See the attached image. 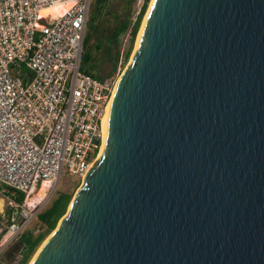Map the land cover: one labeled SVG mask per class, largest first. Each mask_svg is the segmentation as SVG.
Here are the masks:
<instances>
[{"label": "water", "instance_id": "1", "mask_svg": "<svg viewBox=\"0 0 264 264\" xmlns=\"http://www.w3.org/2000/svg\"><path fill=\"white\" fill-rule=\"evenodd\" d=\"M69 206L35 264H264V0H154Z\"/></svg>", "mask_w": 264, "mask_h": 264}, {"label": "built area", "instance_id": "2", "mask_svg": "<svg viewBox=\"0 0 264 264\" xmlns=\"http://www.w3.org/2000/svg\"><path fill=\"white\" fill-rule=\"evenodd\" d=\"M56 1L0 0V261L42 212L27 199L46 183L47 203L63 175L83 178L103 143L114 84L83 58L92 3L110 0H62L68 9L41 23ZM145 2L133 1L127 40Z\"/></svg>", "mask_w": 264, "mask_h": 264}, {"label": "rangeland", "instance_id": "3", "mask_svg": "<svg viewBox=\"0 0 264 264\" xmlns=\"http://www.w3.org/2000/svg\"><path fill=\"white\" fill-rule=\"evenodd\" d=\"M149 2L150 0L148 1L146 10L140 19L139 27L134 37L133 45L131 46V49L129 50L127 56H125V54L129 49L130 40H127L126 37H123L121 34L117 39V41L115 42L112 33L115 29L118 28V25L126 16L128 10L127 7L129 4L128 0L108 1L105 4V7L102 9L101 15L99 16V18L97 17V20L95 21V24L97 26V31L95 34L91 36V39L89 40V46L92 51L91 63H94L95 71L99 76L104 77V79L106 80L112 81L114 85L130 61L131 54L135 47L137 35L140 26L142 24V20L147 12ZM131 11H132V5H131L130 13ZM94 15L96 16L95 2L92 3L91 10L89 13V22L87 25L86 34H91L90 33L92 29L91 18ZM97 44L100 45L99 49H96ZM117 54H118V58L116 57ZM114 66H116V69L113 71L112 69ZM82 183H83V178L75 179V177L63 175L58 184L57 189L54 191L49 201L46 203L45 200L47 198L44 199L42 198L38 202H35V204L38 207H41L42 208L41 211H43L44 209L50 206L53 199H55V197L61 192L69 193L71 195V200H72L78 189L81 187ZM34 194H32L31 196H34ZM26 230H33L35 234L42 230V228L40 227V222L37 217L30 223L29 227ZM20 253H21V244L19 243V240H17L7 249V251L4 254V257L0 261V264H16L17 261L20 259L21 256Z\"/></svg>", "mask_w": 264, "mask_h": 264}, {"label": "trees", "instance_id": "4", "mask_svg": "<svg viewBox=\"0 0 264 264\" xmlns=\"http://www.w3.org/2000/svg\"><path fill=\"white\" fill-rule=\"evenodd\" d=\"M134 0H128V7H127V13L124 19L120 22L118 25V28L115 29L112 33V36L114 38V41L116 42L119 36L124 32L130 15L131 5L133 4ZM149 0H146L144 5L142 6V9L138 15V20L136 22V26L133 30L132 38L130 39V46L128 51L126 52L125 56L128 55L129 50L131 49V46L133 45L134 37L136 35L137 29L139 27L140 19L143 16L147 2ZM96 16L94 15L91 18V34H86L85 42H84V58H83V69L86 72H89L91 75H93L96 78L104 79V77L99 76L95 71V65L94 63H91L92 60V51L89 46V40L91 39V36L96 33L97 26L95 24V21L97 20V17L101 15L102 9L105 7V2L102 1H96ZM100 45H96V49H99ZM118 58V54L116 55ZM116 69V66L113 67V71ZM22 196H19V200H21ZM71 195L69 193L61 192L59 193L55 199H53L52 203L49 207L44 209L42 212L38 214V220L40 222V227L42 228L41 231L38 233H34L33 230H26L24 231L20 238L19 243L21 244V253H20V259L17 261L16 264H28L29 260L37 250V248L41 245V243L45 240V238L49 235L51 231H53L59 221V219L66 213V209L68 204L70 203Z\"/></svg>", "mask_w": 264, "mask_h": 264}, {"label": "bare ground", "instance_id": "5", "mask_svg": "<svg viewBox=\"0 0 264 264\" xmlns=\"http://www.w3.org/2000/svg\"><path fill=\"white\" fill-rule=\"evenodd\" d=\"M153 2H154V0H150V2H149L147 12H146V14H145V16H144V18L142 20V24L140 26V29H139V32H138V35H137V39L139 37V34H140L141 30H142V27L144 25V22L146 20V17H147V15L149 13V10H150ZM70 4H71V1H62L61 0V1H56L50 7L43 8L41 10V13H40V21H41V23H46L45 22V19H49L48 22H53V21L57 20L68 9V7L70 6ZM137 39H136V41H137ZM124 70H123V72H124ZM123 72H122V74H123ZM122 74L119 76L118 80L116 81V83L114 85L112 95H111V97H110V99L108 101L107 107H106L105 115H104V118H103V134H104V131H105L106 121H107V118H108V115H109V110H110V106H111L112 97H113L114 92L116 90V87H117V85H118V83H119V81L121 79ZM102 146H103V143H102ZM102 146H101V148H102ZM101 148H100V151H101ZM99 154H100V152H99ZM91 167L92 166H90L89 169ZM85 175L83 177V182H84ZM45 190H46V183H43L42 186L40 187V189H38L37 192L34 194V196H31L30 198L27 199V202L29 203V205H32L33 203L38 202L39 200H41L44 197ZM69 208H70V206L68 207L66 213L59 219V221H58L55 229L41 243V245L39 246L38 250H36V252L34 253V256L29 261V264H35L36 263V261L38 260L39 256L42 254V252L44 251V249L50 243V241L52 240V238L55 236V234L57 233V231L59 230V228L61 227V225L65 221V219L67 218Z\"/></svg>", "mask_w": 264, "mask_h": 264}]
</instances>
